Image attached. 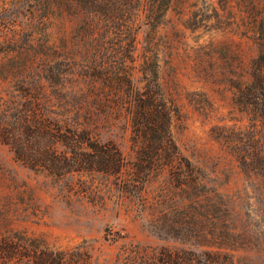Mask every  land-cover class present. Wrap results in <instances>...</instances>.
<instances>
[{
  "label": "rangeland",
  "instance_id": "rangeland-1",
  "mask_svg": "<svg viewBox=\"0 0 264 264\" xmlns=\"http://www.w3.org/2000/svg\"><path fill=\"white\" fill-rule=\"evenodd\" d=\"M262 6L263 0H170L154 30H133L121 60L112 50L122 18L107 2L91 39L64 0L50 17L38 0H0V117L38 114L68 126L78 120L125 162L118 174L52 176L23 164L0 141V264H29L31 244L76 248L88 264H159V253L176 247L219 250L232 264H264V170H245L234 154L235 142L248 143L252 123L258 136L264 133L235 97L236 84L251 80ZM144 53L157 63L170 110L177 156L168 163L158 159L161 149L141 151L153 138L133 135L122 114L127 86L104 82L90 68L120 71L140 87ZM109 60L122 65L109 68ZM136 158L153 170L137 172V185L128 186ZM184 176L200 182L191 197L179 190Z\"/></svg>",
  "mask_w": 264,
  "mask_h": 264
},
{
  "label": "trees",
  "instance_id": "trees-1",
  "mask_svg": "<svg viewBox=\"0 0 264 264\" xmlns=\"http://www.w3.org/2000/svg\"><path fill=\"white\" fill-rule=\"evenodd\" d=\"M38 1L40 6L46 10V16L50 17L53 15L50 14L53 13L52 7L60 0ZM64 1L73 7L74 16L79 20L78 25L81 26L84 21L86 26L81 28L86 34L89 33L91 39H94L92 35L97 29L96 15L101 13L104 2L111 6V13L115 11L116 20L122 18L121 23L114 27L117 31V38L112 52L116 54L117 59L125 56L127 44L133 43V30L140 29L142 25H145L148 30H154L164 18L170 3V0ZM254 35L258 53L251 63V80L246 84H236L235 97L238 105L251 114V118L256 117L264 125V0ZM106 65L114 69L122 64L118 62L117 65V62L109 60ZM140 67L143 86L139 87L133 85L129 77L120 71L105 72L104 68H98L95 63L90 66L93 68L91 70L95 72V76L100 80L111 83L116 81L119 85L127 86L125 95L129 100L127 108L123 109L122 114L131 124L133 135L153 138L152 142L147 141L141 146V151L161 149L162 153L158 159L165 160L166 163L172 162L177 156V151L174 150L176 146L170 138V110L158 84L157 63L144 53ZM2 113L0 141L9 144L13 149L14 156L32 170L62 177L66 173L74 172L118 174L123 169L125 162L120 151L109 144L93 141L88 127L81 126L78 120L73 122L75 125L68 126L67 121L54 120L53 123H49V120L42 116L39 119L38 114L25 113L16 121H10L6 117V111ZM247 132L250 134L248 143L235 142L234 154L245 170H264V133L261 136L257 135L255 123L248 127ZM165 138L169 140V143L165 142ZM56 144L61 146V149H58ZM141 151L139 150V155ZM135 163L137 164L135 166L133 164L135 167L133 176L130 180H125L128 186L131 183L137 185V182L133 183L137 172L147 173L153 170L142 166L144 161L140 162V158H136ZM184 179L185 182H181L179 190L187 197H191L200 182L191 179L190 176H184ZM221 234L224 233L221 232ZM25 250L29 264H88L86 253L76 248L60 250L50 249L46 246L40 248L31 244L27 245ZM4 252L5 248L0 246V254H4ZM134 254L128 257L133 258ZM227 255L229 254L219 250L195 251L176 247L172 250L163 249L156 261L159 264H226L230 261L232 264L234 262L232 256L228 258ZM202 256H205L204 262ZM222 257H226L224 262Z\"/></svg>",
  "mask_w": 264,
  "mask_h": 264
}]
</instances>
